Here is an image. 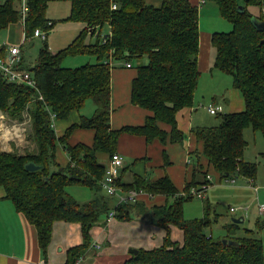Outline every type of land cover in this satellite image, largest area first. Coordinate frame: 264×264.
<instances>
[{
	"label": "trees",
	"instance_id": "16d2710c",
	"mask_svg": "<svg viewBox=\"0 0 264 264\" xmlns=\"http://www.w3.org/2000/svg\"><path fill=\"white\" fill-rule=\"evenodd\" d=\"M50 1L27 0L28 39L33 38L37 28L46 31L47 38L58 23L47 16ZM58 1L71 4L69 16L62 21L84 26L65 48L55 53L46 40L33 66L25 64L23 58L21 68L31 72L37 88L9 82L0 70V110L13 118H21L26 109L31 111L38 144V151L26 154L0 148V184L16 208L35 226L45 256L56 221L79 222L83 241L68 248L65 263L76 264L93 240V227L102 220L107 224L115 206L116 218L120 220L149 215L152 222L165 230L161 244L139 247L124 264H264V243L258 233L264 221L260 219L257 230L245 227L241 235L237 234L243 228L241 222L232 219L223 225V234L217 235L206 231L213 223L210 203L205 204V216L186 218L184 202L197 196L180 193L167 175L151 180L135 174L132 181H118L124 190L135 188L174 197L172 202L151 207L139 199L116 205V196L108 194L102 184L109 163L100 161L98 153L112 156L120 134L125 131L142 134L148 141H166L170 134L172 141L183 144L187 134L178 126L177 113L194 104L201 75L198 7L191 0H162L159 6L149 0ZM204 1L215 2L233 24L231 32H214L211 43L216 51L214 66L232 76L233 87L243 97L244 109L213 114L220 119L218 125H196L192 131L203 143L202 154L220 178L244 176L254 180L258 163L245 157L248 141L244 131L251 126L264 135V30L252 22L253 17L264 21V0H247L248 5L260 7L259 16L239 0ZM21 7L22 0H0V30L22 21ZM89 36L96 37L94 42L88 41ZM7 51V47H0V56L5 57ZM84 54L96 56V63L74 68L62 66L66 57ZM115 61H127L131 67L135 63L132 102L153 112L144 125L112 128L110 124L111 71ZM40 94L43 100H39ZM90 99L96 103L95 113L82 115L80 123L70 125L64 135L58 136L52 116L66 119L72 111L84 108ZM160 122L170 125L171 132L160 127ZM76 127L94 129L93 143H70L69 135ZM59 142L70 157L66 165L56 159ZM189 154L195 168L202 169L204 179L189 182L184 191L196 182L212 184L208 177L210 168L200 162L199 150ZM29 161L42 167L30 170L26 167ZM73 183L94 189V197L85 202L78 200L66 189ZM176 228L182 230V238L174 237Z\"/></svg>",
	"mask_w": 264,
	"mask_h": 264
},
{
	"label": "crops",
	"instance_id": "0c3cea01",
	"mask_svg": "<svg viewBox=\"0 0 264 264\" xmlns=\"http://www.w3.org/2000/svg\"><path fill=\"white\" fill-rule=\"evenodd\" d=\"M161 2L162 0H149V3L158 6L161 4ZM191 2L193 5L198 7L199 13L207 16H215V8L213 5L209 4L208 1L191 0ZM218 9L221 16L224 17L220 11L219 6ZM70 11L71 9L67 10L66 15H64L65 18L69 16ZM72 22L73 21L61 20L55 25L53 30H51L48 38H50L52 33L60 25H63L61 27H64V30H62L64 32H66V30L70 28H73L74 24H72ZM73 23H77L75 27H77V30L79 29L77 32L78 34L80 28H82L84 25L79 22ZM16 26H18L20 29L22 28L21 24H16ZM212 33H210V31L204 32V37L202 36V33H200V71L213 70L212 62L213 60L215 62V55L210 48ZM75 34L76 33L69 34L68 38L65 34L66 42L61 45L60 39L63 37V35H61L60 33H56L52 37L53 48H51L50 50L55 53L59 49L64 48L76 37L77 34ZM34 38L39 37H33V39ZM67 39H69V42L67 41ZM28 40L29 39L25 34L21 44L12 43V41L10 44L0 42V47L5 46L8 48L11 45L20 46L25 64L33 66L36 61H28L23 51V44L27 43ZM77 56L79 55L68 56L74 58H68V63H66L65 61L64 63H66L68 66H73L72 64L74 63L72 62L78 59ZM84 61L85 60H82V62ZM96 61L97 59H95L93 62L88 63L93 64L96 63ZM88 63L79 64L85 65ZM133 66H127L125 68L122 64H120L118 66L114 65L112 67V111L110 116V124L112 128H121L125 125H144L147 117L153 114L152 111H149L139 105H135L132 102L133 81L137 76V69H133ZM199 84L200 81L198 83L196 93L199 89ZM196 93L194 104L190 107L182 108L177 113L178 126L187 134L183 144L172 141L170 134L168 135L166 141H162L159 138H154L152 141H148L146 136L128 131L120 134L116 151L123 155L124 164L120 167L119 181H121L122 183L132 181L135 174L146 176L151 180H156L162 176L167 175L170 177V179L173 181V183L181 193L186 189V185L189 182H202V180L204 179V173L202 169H200L199 166L197 169L195 168L194 161L189 154V151H193L196 149L200 152V162L205 164V168H210L211 174L215 173L217 175V180H219L220 182L224 180L220 178L219 173L211 165L208 164L207 158L202 154L203 143L200 140H197L192 131V128L196 125H210L208 124V119L211 113L208 111V107L211 104L221 105V102L219 101V98L216 94L211 97L212 101L210 103L198 102L196 104ZM231 95L232 97H230L228 112L243 110V97L239 96L240 94L237 93ZM233 96H236L235 99L233 98ZM223 99H225V95H223ZM204 100H207V98L204 97ZM84 109L85 107L80 111H72L69 117H67L66 119L56 120L55 130L58 135L64 134V132L70 125L80 123L82 115L91 116L85 114L83 112ZM93 112H95V109ZM3 117L5 116L0 110V125L2 124V122H4L3 119H1ZM159 125L167 132H171L170 125L162 122H160ZM94 134V129L76 127L69 135L68 141L72 144L80 141L87 144H92L94 140ZM3 137V134L0 133V148L4 151L14 150L12 144H5V142L3 141ZM165 153L167 154L166 156ZM56 155L57 161L61 165H66L70 160V157L68 156L62 143L60 142L58 143ZM98 157L100 161L105 162L107 165L111 156L105 152H99ZM245 157L248 160H252L249 154V158L247 156ZM258 177L259 173H257V176L253 180V182L257 181ZM196 184L200 185V182L199 184L198 182H196ZM254 189L259 190V188L255 187ZM138 198L139 200L143 201L148 207L155 205H164L169 202L170 199V197L165 194H152L145 190L140 191ZM207 202L211 205L209 199L205 201V204ZM257 215V220L260 219L261 221H264V216L261 214V212H259ZM241 218L243 219L241 223L242 225H244L245 216L243 215ZM103 222L104 220L93 227V243L86 250L84 256L78 262H76V264H124L126 259L129 258L132 253V251L130 250L131 247L150 248L157 246L162 243L165 234V230L160 226L157 227V224V226L153 225L156 226L153 227L155 228L154 230L147 229V227H144L143 225V229H139L138 236L132 238H125L121 236L120 238L123 239L124 245L120 246L118 245L119 237H117V233L115 230L117 229L118 231H120V229H123L124 226H127V223H131L133 226L140 225L139 223L144 222L143 217L135 218L132 220H120L118 218H114L107 224H104ZM228 222L229 221H226L225 223ZM241 230L242 229L237 231V234H243ZM82 241V228L79 222H66L62 220L56 221V223L54 224L52 241L48 248V254L47 256H45L39 245L37 230L35 226L27 219L26 215L22 211H19L16 208L14 202L7 197L6 188L4 187V185L0 184V264H65L67 260L68 248L73 245L80 244Z\"/></svg>",
	"mask_w": 264,
	"mask_h": 264
},
{
	"label": "rangeland",
	"instance_id": "374dc122",
	"mask_svg": "<svg viewBox=\"0 0 264 264\" xmlns=\"http://www.w3.org/2000/svg\"><path fill=\"white\" fill-rule=\"evenodd\" d=\"M241 5L248 6V9L250 12L255 14L256 16H259L260 14V7L256 5H248L247 0H239ZM209 4L213 5L215 8V16H207L203 15L202 13H199V27H200V33H202V36L204 37V32L214 33L215 31L220 32H231L233 28V24L229 22L227 19L221 16L218 6L213 1H208ZM16 5L19 7L20 3L19 1L16 3ZM71 9V4L68 1H58V0H51L48 5V11L47 16L48 18H51L55 21L60 22L62 19H64V15H66L67 10ZM16 24H21L22 28L20 29ZM73 28H70L66 30V32L62 31L64 30V27H61L63 25H60L57 27V29L52 33L50 38H32L27 41V43L23 44V51L26 55L28 61L33 62L36 61L39 57V53L41 48L44 45V42L47 39V43L49 48H53L52 45V37L56 33H60L63 35V37L60 39V44L66 42V37L68 38L69 34H73L78 32L76 24L73 23ZM79 25V24H78ZM66 26V25H64ZM82 28H80L81 31ZM107 28H105L103 31L105 32ZM79 31V32H80ZM12 32V33H11ZM212 33V34H213ZM75 34V35H76ZM79 34V33H78ZM77 34V35H78ZM50 35V34H49ZM76 35V36H77ZM25 36V29L22 21H19L18 23L10 25L7 29L0 30V42L1 43H22ZM33 37H37L35 35V31L33 34ZM96 37H88V41L94 42ZM69 42V39H67ZM70 43V42H69ZM68 45V44H67ZM66 45V46H67ZM65 46V47H66ZM64 47V48H65ZM210 48L213 51V54H216L215 48L213 47L211 41H210ZM63 49V48H61ZM59 49V50H61ZM58 50V51H59ZM84 56V57H83ZM78 59L76 61H73V66H68L66 63H68V58H74V57H66L64 61L66 63H62V66L64 67H78L79 65H83L84 63L93 62L96 59V56L92 54H84L77 56ZM82 60H85L82 62ZM127 61H115L112 65H120L122 64L123 67L126 66ZM83 63V64H79ZM78 65V66H76ZM135 65V63H134ZM213 70L208 71H201L200 75V84L199 89L196 93V104L198 102L202 103H210L212 101L211 97L213 95L217 94V97L219 98V101L221 102V105L223 106V112L227 113L229 111V104H230V97H232L231 94L237 93L240 94L239 96H242L240 91L235 89L232 84V76L228 75L218 69L214 66V60L212 62ZM113 67V66H112ZM135 66H133V69ZM223 95H225V99H223ZM204 97L207 98V100H204ZM236 96H233L235 99ZM39 100H43L39 96ZM96 103L93 99H90L85 106L84 113L88 115H93L96 111ZM2 111V110H1ZM3 112V111H2ZM221 112V113H223ZM4 116L2 124L0 125V133L3 134V141L6 145L12 144L14 147V150L20 154H26L33 151H38V144L37 139L34 137V122L33 117L31 114V111L26 109L24 113L22 114L21 118H13L8 113L3 112ZM209 115V114H208ZM53 120V126L55 128V121L57 120L55 116H52ZM208 124L212 125H218L220 123L219 117L210 114L208 119ZM11 128H14V130L11 132ZM66 132V131H65ZM64 132V134H65ZM57 133V132H56ZM62 134V135H64ZM245 138L248 141V145L245 151V156L248 157L251 156L253 161H256L259 165V177L258 180L253 182L252 179H248L244 176H237L236 182L231 183L227 178H223V181L217 180V175L212 173V179H211V185L206 190V196L204 198L201 197H194L186 199L184 202V215L186 218L192 219V218H200L205 216V201L207 199L211 202V210L210 215L213 219V223L207 227L206 231L214 232L215 234H223L224 232V226L223 224L226 221L232 220L233 217H242L245 216V223L241 230V232H244V228H252L257 230V214L260 212L259 206L264 204V135L261 131L257 130L255 131L251 126H248L245 128L244 131ZM58 135V133H57ZM58 135V136H62ZM1 145V144H0ZM249 158V157H248ZM57 159V156H56ZM255 188H259V190H255ZM67 191L72 194L75 198L78 200L85 202L86 200L91 199L95 195V190L78 183L69 184L67 186ZM139 199V198H137ZM170 202L173 201V197L170 196L169 199ZM120 203H117V197H116V205H119ZM122 204V203H121ZM231 206L239 207L236 211H231ZM114 206L112 209H115ZM116 210V209H115ZM106 215L102 216L103 218H106ZM116 218V215L110 219ZM142 218V217H141ZM144 222L139 223L140 225L133 226L131 223H127V226H124L123 229H120L118 231L115 230L117 233V237H119L118 245H124L123 239L120 238L121 236L125 238H132L138 236L139 229H143L144 227H147V229L154 230L157 225L154 224L150 218L149 215L143 217ZM242 224V223H241ZM156 225V226H153ZM159 227V226H157ZM149 231V230H148ZM263 240L264 243V225L258 232ZM182 230L179 228H176L174 231V237L176 238H182ZM93 240L90 244L92 245ZM89 246V247H90ZM149 246V245H147ZM88 247V248H89ZM80 260V259H79ZM78 260V261H79ZM77 261V262H78Z\"/></svg>",
	"mask_w": 264,
	"mask_h": 264
},
{
	"label": "built area",
	"instance_id": "2783aa9c",
	"mask_svg": "<svg viewBox=\"0 0 264 264\" xmlns=\"http://www.w3.org/2000/svg\"><path fill=\"white\" fill-rule=\"evenodd\" d=\"M113 8L116 9L117 5L113 4ZM28 3L27 0H22L21 7V17L22 23L25 25V20L28 16ZM52 24V23H50ZM35 35L37 37L46 38L47 32L42 30L41 28H37L35 30ZM23 60L22 51L20 46L11 45L8 47L7 54L5 57L0 56V70L4 77L9 82H15L19 84H25L30 86L31 88H37L36 80L32 76L29 70L21 68V63ZM128 67H131V63H126ZM38 90V89H36ZM40 97L43 96L40 94ZM208 111L211 114H217L223 112V106L220 104H211L208 107ZM5 122V120H4ZM14 128H11V132ZM124 164V157L121 153L115 152L110 159V162L106 169V175L104 180H102V184L107 191L108 194L114 195L117 197V203H127L129 201L137 200L138 195L140 193L139 190L135 188H130L124 190L123 187L119 184V175H120V167ZM208 177L211 179V174H208ZM236 177L229 178L228 180L231 183L236 182ZM211 184L205 182L201 185H193L189 191H183V195H192L204 198L206 196V190L209 188ZM231 211H236L239 207L231 206ZM261 214L264 216V204L259 206ZM116 210L112 209L108 215V219L110 220L115 216Z\"/></svg>",
	"mask_w": 264,
	"mask_h": 264
},
{
	"label": "water",
	"instance_id": "95a60500",
	"mask_svg": "<svg viewBox=\"0 0 264 264\" xmlns=\"http://www.w3.org/2000/svg\"><path fill=\"white\" fill-rule=\"evenodd\" d=\"M240 9H243V7H240ZM252 22L258 29L264 30V21H258V19L256 17H253ZM26 167L30 170H36V169L41 168L42 165L37 164L34 161H29L26 163ZM232 219H233V221H236V222H241L243 220L241 217H233ZM224 240L227 241V239H225V238H224ZM229 241L230 242H236L235 240H232V239H229ZM130 250L133 253H137L139 249L136 247H131Z\"/></svg>",
	"mask_w": 264,
	"mask_h": 264
}]
</instances>
